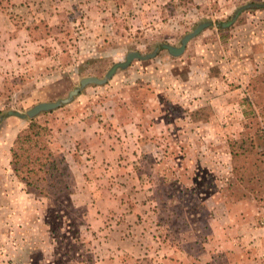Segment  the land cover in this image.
Masks as SVG:
<instances>
[{
    "label": "rangeland",
    "instance_id": "1",
    "mask_svg": "<svg viewBox=\"0 0 264 264\" xmlns=\"http://www.w3.org/2000/svg\"><path fill=\"white\" fill-rule=\"evenodd\" d=\"M263 3L0 0V111L17 112L0 121V264H264V7L222 26ZM132 51L157 53L81 86ZM57 100L36 118L71 185L35 197L9 149Z\"/></svg>",
    "mask_w": 264,
    "mask_h": 264
},
{
    "label": "trees",
    "instance_id": "2",
    "mask_svg": "<svg viewBox=\"0 0 264 264\" xmlns=\"http://www.w3.org/2000/svg\"><path fill=\"white\" fill-rule=\"evenodd\" d=\"M48 111L50 110L40 112ZM8 113L17 114L11 111ZM8 113L0 111V121L8 116ZM37 114L28 116L27 126L19 130L14 137L9 149L10 168L23 183L25 191L35 197L65 195L71 185L72 172L69 163L62 152L53 150L52 130L46 123L37 120Z\"/></svg>",
    "mask_w": 264,
    "mask_h": 264
},
{
    "label": "water",
    "instance_id": "3",
    "mask_svg": "<svg viewBox=\"0 0 264 264\" xmlns=\"http://www.w3.org/2000/svg\"><path fill=\"white\" fill-rule=\"evenodd\" d=\"M252 6H255V7H261V6H263L264 7V3L263 4H258V5H245V6H242V7L238 8L235 11L232 19L229 22L223 23L222 26H227V25L231 24L233 22V20H235L236 15L239 12H241L242 10H244L246 8L252 7ZM209 24H210V22H202V23L198 24L196 26V28L193 29L192 32H189V33H187L186 35L183 36V38L181 40V45L179 47H175V46H172L170 44H163V47H165L171 54L178 55V54H180V53L183 52V50L185 49V46H186L187 42L192 37L196 36L201 30H203ZM154 55H155V52H152V53L147 54V55H144V56L141 55L137 51L129 52L127 54L126 59L124 61L115 62L110 67V69L108 70V72L106 73V75L104 76V78H98V77H95V76L85 77V78H82L81 79L80 84H81V86H84V85L89 84V83L101 84V83L105 82V80L107 78H109L110 76H112L115 73L116 69L127 67L130 64V61L133 58L145 59V58H150V57H152ZM77 92H78V88H75V89H73L70 92V95L76 94ZM61 102H62L61 100H57L55 102H43V103H40L37 106H35V108H33L32 110H28L27 113H26V115L27 116H33V115L39 113L42 110H50V109H53V108L59 106L61 104Z\"/></svg>",
    "mask_w": 264,
    "mask_h": 264
},
{
    "label": "crops",
    "instance_id": "4",
    "mask_svg": "<svg viewBox=\"0 0 264 264\" xmlns=\"http://www.w3.org/2000/svg\"><path fill=\"white\" fill-rule=\"evenodd\" d=\"M23 123H24V124H23L22 128L26 126V123H25V122H23Z\"/></svg>",
    "mask_w": 264,
    "mask_h": 264
}]
</instances>
